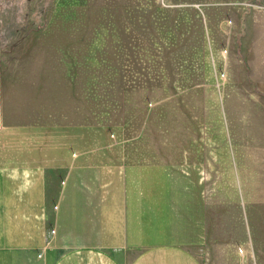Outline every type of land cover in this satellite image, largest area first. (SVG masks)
Masks as SVG:
<instances>
[{
    "label": "rangeland",
    "instance_id": "rangeland-1",
    "mask_svg": "<svg viewBox=\"0 0 264 264\" xmlns=\"http://www.w3.org/2000/svg\"><path fill=\"white\" fill-rule=\"evenodd\" d=\"M26 84L89 117L95 167L186 177V152L264 153V0H0V105ZM204 178L223 263L264 264L263 192L235 172ZM35 179L14 177L17 199Z\"/></svg>",
    "mask_w": 264,
    "mask_h": 264
},
{
    "label": "crops",
    "instance_id": "crops-1",
    "mask_svg": "<svg viewBox=\"0 0 264 264\" xmlns=\"http://www.w3.org/2000/svg\"><path fill=\"white\" fill-rule=\"evenodd\" d=\"M26 85L0 105V264H224L200 170L235 172L264 201V153L186 152V177L166 162L95 167L89 117ZM31 173L17 199L14 177Z\"/></svg>",
    "mask_w": 264,
    "mask_h": 264
}]
</instances>
